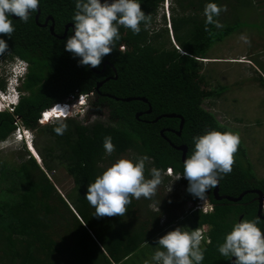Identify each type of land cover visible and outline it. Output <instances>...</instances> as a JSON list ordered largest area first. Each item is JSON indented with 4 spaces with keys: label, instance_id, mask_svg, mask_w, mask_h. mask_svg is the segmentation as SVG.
<instances>
[{
    "label": "trees",
    "instance_id": "1",
    "mask_svg": "<svg viewBox=\"0 0 264 264\" xmlns=\"http://www.w3.org/2000/svg\"><path fill=\"white\" fill-rule=\"evenodd\" d=\"M174 1L169 21L171 38L177 47L171 44L166 26L155 27L164 0H140L141 10L151 18L149 24L146 28L141 25L139 34L119 26L116 49L95 68L101 70L102 62L108 61L115 72L106 65L104 72L96 73L90 66L79 65V58L65 51L64 42L72 34V27L65 38L56 36H62L65 25L72 24L74 0H40L37 11L30 14L27 22L14 14L10 17L14 26L11 38L0 34L8 45L6 58L26 60L28 72L21 82L20 100L14 111L0 112V141L13 132L14 117L18 116L35 137H45V143L38 150L41 166L27 151L14 164L0 160V180L6 185L0 189V264H119L141 245L178 227L181 221L185 222V231L212 226L206 233L210 242L202 244L201 264H232V257L221 256L217 247L235 222L258 218L257 201L251 200L250 193L243 197L245 205L241 206L226 199L215 200L211 189V211L184 210L176 219L165 220L167 229L159 227L161 212H150L149 218L141 219L137 199H131L124 216L111 217H97L95 209L84 199L88 184L120 155L129 152L133 157L146 155L149 158L145 163L146 178H151L153 167L161 174L168 167L175 173H183L181 151L170 143L185 145L187 158L194 148L193 137L212 129L232 131L203 108L205 99L219 98L227 86L205 88L200 59L208 58L207 53L216 43L255 23L260 25L252 30L257 29L264 37V22L242 19L238 11L234 20L229 17L231 8L236 10L237 4L253 11L262 5L254 6L253 0H214L224 9L229 8L227 16L222 11L214 18L222 25L217 28L214 24L205 25L203 10L208 0ZM36 15L37 22L42 24L49 17L46 26L36 23ZM51 24L54 34L49 30ZM106 78L97 90V82ZM260 82L264 86L263 77ZM4 87L5 81L0 78V88ZM89 93L93 96L89 97L81 118L57 120L43 126L37 122L43 110L68 95ZM128 97H144L147 102L122 100ZM61 107L63 116L74 113V109L58 106ZM104 109L109 112L106 120L100 117ZM138 112L142 114L136 118ZM169 113L184 119L179 136L175 131L179 130L180 118L161 117L154 121ZM64 126L63 134H57L55 129ZM161 130L168 140L160 135ZM106 136L112 138L115 146L111 155L103 149ZM233 159L232 171L222 174L218 181L219 195L236 197L251 188L263 192L264 178L254 175L241 142ZM56 168L63 169L74 182L72 191L65 196L46 174ZM167 179L164 176L161 182ZM185 197L197 200L188 192ZM259 222L263 229L262 220Z\"/></svg>",
    "mask_w": 264,
    "mask_h": 264
},
{
    "label": "clouds",
    "instance_id": "2",
    "mask_svg": "<svg viewBox=\"0 0 264 264\" xmlns=\"http://www.w3.org/2000/svg\"><path fill=\"white\" fill-rule=\"evenodd\" d=\"M39 2L40 0H0V34L11 38L14 26L10 17L14 14L22 22H27L30 14L37 11ZM224 10L214 0H208L203 10L205 25L214 24L215 27L221 28L222 25L214 18ZM150 19V16L141 10L140 0H74V13L71 18L72 34L64 42V49L79 58V65L99 67L102 58L116 49V41L120 39L119 26L130 29L133 34H139L141 25L146 28ZM240 39L244 43H249L245 35H241ZM8 53L5 39L0 38V74L3 78H7L11 68L16 65L19 67L16 79L20 78L25 67L28 72V62L20 57L7 59ZM24 78L25 76L20 80V85H17V81L7 84L8 80H4L5 87L0 88V91L6 94L3 102L8 103L12 109L19 103L20 86ZM90 96V93L68 95L60 103L43 110L37 122L43 126L57 120L81 118L86 112ZM74 99H77V102L73 101ZM73 102L76 108L72 115L53 116L48 117V121H40L48 116L47 114L44 116V112L49 113L58 106H69L74 104ZM11 110L9 107H4V112ZM16 128L21 135V147L27 148L32 154L34 132L21 122L15 124L13 132L0 142L6 147L12 140H18L13 136ZM65 129L66 126L56 128L55 131L57 134H63ZM193 143L192 154L183 161V176L173 172L171 167H168L170 170L166 168L163 173L168 177V182L170 179H176L178 182V179L185 178L188 181L186 191L204 201L206 193L217 186L222 174L226 175L232 171L233 157L240 139L239 134L233 131L221 132L212 129L193 137ZM103 149L108 155L114 152L115 146L110 136L104 138ZM148 159L146 155L122 156L88 184L84 199L95 209L97 217L124 216L126 206L131 203V199L139 200L141 197L147 199L156 193L161 183V171L153 167L151 178H146L144 172ZM190 204L188 210H197L192 205L193 202ZM188 210L186 208V211ZM208 210L211 211V207ZM259 223V218L240 219L235 222L225 234L223 243L218 245L219 254L227 258L234 257L232 264H264V230ZM211 230V225H203L202 228L192 231H185L182 226L167 231L158 238L157 244L160 248L154 251L151 260L145 261V264H201L204 259L202 241L210 242L206 233Z\"/></svg>",
    "mask_w": 264,
    "mask_h": 264
},
{
    "label": "rangeland",
    "instance_id": "3",
    "mask_svg": "<svg viewBox=\"0 0 264 264\" xmlns=\"http://www.w3.org/2000/svg\"><path fill=\"white\" fill-rule=\"evenodd\" d=\"M253 2L254 6L262 5L254 10L256 13L251 9H246V7L242 8L243 4L240 3L236 5V10L231 8L229 17L234 20V16H237L236 12L238 11L242 19L249 18L252 22H264V0H253ZM174 4V0H164L155 20V27L159 29L161 26H166L169 31L171 44L176 46L171 38V26L169 23V19L172 17L171 7ZM228 10L229 8H225V16H227ZM259 25V23H255V26L251 25L252 27L242 28L223 41L216 43L207 53L208 58L200 59V63L203 81L206 82L203 84L205 88L217 85L227 86L226 91L219 98L205 99L203 108L214 114L221 124L226 125L233 132L239 134L240 142L245 147L247 158L253 166L254 175L258 178H264V86L260 84V77H263L264 80V37L256 32L257 29L252 30L254 29L253 27ZM241 35L247 36L249 43H244L240 39ZM12 73L11 70L10 75ZM26 73L27 68L25 67L21 77L17 78V85H20V80ZM13 111L14 109L10 112ZM0 112H4L3 106ZM101 113L100 117L102 120H106L109 117L108 109H104ZM94 116V114L93 116L90 115L91 119ZM44 141L45 137H35L34 135L32 154L34 158L36 157V162L40 166L43 165V162L38 150L45 143ZM20 144H22L21 138L12 140L7 143L8 146L0 148V160L4 159L14 164L15 161H19V156L26 154V151L31 154L27 148V150H22L23 148ZM131 155L132 153L129 152L120 155L119 158ZM27 157L28 155L25 156V158ZM46 174L63 196L72 191L74 182L63 169L56 168ZM164 176L165 174L162 173L161 178ZM0 184V189L6 186L1 180ZM183 192L176 179H170V182L166 185L161 182L153 196L147 199L141 197L138 200L139 217L141 219L149 218L150 212H161L159 227L167 229L165 220L176 219L189 206V200L184 196ZM184 224L185 222L181 221L177 226L183 227ZM157 240L158 238L147 243L142 249L136 250L124 264H145V261H150L155 251L154 246H159ZM204 243L202 241V244Z\"/></svg>",
    "mask_w": 264,
    "mask_h": 264
},
{
    "label": "water",
    "instance_id": "4",
    "mask_svg": "<svg viewBox=\"0 0 264 264\" xmlns=\"http://www.w3.org/2000/svg\"><path fill=\"white\" fill-rule=\"evenodd\" d=\"M48 18H49V17H48ZM48 18H47V19H48ZM37 19H38V15L35 16V20H36V23H37L39 26H43V27L46 26V24H47V19L45 20V22H44L43 24H42V23H38V22H37ZM69 27H72V28H73L72 24H66V25H65V30H64V33H63L62 36H58V35H56V34H55V35H56L57 37H59V38H65V36H66V34H67V30H68ZM53 28H54V25L51 24L50 27H49V30H50V32H51L52 34H54V33H53ZM90 68H91L92 71H94V72H98V71H96L94 68H92V67H90ZM113 71L115 72V69H114V68H113ZM114 78H116V75H115ZM101 84H102V82L97 83V84H96V89H98V88L101 86ZM122 100H124V101L140 100V101H143V102H147V100H146L144 97H128V98H123ZM150 110H151V108L149 107V109H148L146 112H147V113H150ZM141 114H142V113H136V114H135V117H136V118H139V116H140ZM161 117H168V118L177 117V118H180L179 130H178V131H175V134L179 136L180 133H181V130H182L183 124H184V119H183L180 115H177V114H174V113H169V114H163V115H161V116H158L157 118L154 119V121H157V120H158L159 118H161ZM160 135H161L162 137H164L166 140H168V139L164 136V134H163V130L160 131ZM170 144H172V143H170ZM172 146H173L175 149L181 151V159H182V162H183L184 159H186L187 147H186L185 145H183V144H181V145H177V146H175V145L172 144ZM212 192L214 193V198H215L216 200L226 199V200H228V201H230V202H237V201H240L241 198L247 193V191H244V192L240 193L237 197H232V196H227V195H219V182H218L217 186H216L215 188H213ZM255 193H257V195H258V198H257V200H258L257 215L259 216V218H260V219L262 220V222H263V230H264V214L262 213V192H261V191H255ZM233 260H234V257L231 258V262H232Z\"/></svg>",
    "mask_w": 264,
    "mask_h": 264
},
{
    "label": "flooded vegetation",
    "instance_id": "5",
    "mask_svg": "<svg viewBox=\"0 0 264 264\" xmlns=\"http://www.w3.org/2000/svg\"><path fill=\"white\" fill-rule=\"evenodd\" d=\"M106 65H109V66H111L112 67V65L108 62V61H103L102 62V68H101V70H97V69H95L96 71H98V72H104V70H105V66ZM112 69H113V67H112ZM98 72H96V73H98ZM107 80V78L106 79H103V80H100V81H98L97 83H99V82H102V84H101V86L103 85V83L105 82ZM100 86V87H101ZM98 90V89H97ZM100 93V92H99ZM90 97H92L93 96V94L92 93H90ZM104 95H107V94H104ZM101 105H102V103H101ZM138 113H142V112H138ZM95 115V114H94ZM172 145V144H171ZM179 145H181V144H179ZM175 146H177V145H175ZM181 174V176H183V173H181V172H177V174ZM178 181V183L180 184V187H181V189H183V194H184V196H185V194H186V186H187V183H188V181L185 179V178H182V179H178L177 180ZM168 182V180L166 181V183ZM213 190V189H212ZM244 191H247V193H250L251 195H252V197H251V200H253V201H257V206H258V200H257V198H258V195H257V193H255V191H260V190H258V189H256V188H251V189H248V190H244ZM244 191H242V192H244ZM241 192V193H242ZM262 192V191H261ZM209 193H210V191L209 192H207L206 193V196H205V198H204V201H201L199 198H197V200L196 201H192V200H190L189 199V203H188V205L190 204V203H192L193 202V206H195V208L197 209V210H199V211H201L202 213H207V212H209V207H211V210L213 209V203L210 201V199H209ZM211 193L213 194V196H214V193L211 191ZM246 193V194H247ZM246 194L243 196V197H245L246 196ZM237 197V196H236ZM243 197L241 198V200L243 199ZM216 200V199H215ZM222 200V199H221ZM237 201V202H234V203H237V204H240L241 206H244L245 205V203L243 202V201ZM250 200V201H251ZM258 209V208H257ZM242 216V213L240 214V217ZM258 216V215H257ZM258 218H259V216H258ZM260 219V218H259ZM261 220V219H260ZM263 230V229H262Z\"/></svg>",
    "mask_w": 264,
    "mask_h": 264
},
{
    "label": "built area",
    "instance_id": "6",
    "mask_svg": "<svg viewBox=\"0 0 264 264\" xmlns=\"http://www.w3.org/2000/svg\"><path fill=\"white\" fill-rule=\"evenodd\" d=\"M11 70L13 71V73H12V75L9 74L7 78H3V76L0 74V78H3L5 81H7L9 79L8 82H7V84H9V83H15L17 81L16 75L19 72V67L15 65V66H13L11 68ZM5 97H6V94H3V92L0 91V110H1L2 106L3 107H9V110H11L12 109L11 106L8 103L5 104L3 102V99H5ZM43 114L45 116L48 113L47 112H44ZM48 117L49 116L45 117L44 120L43 119L42 120L40 119V121L41 122H45V120L48 121ZM19 119H20V117H18V116L16 117L15 116L14 123L15 124H19L20 123V120ZM13 136H15L18 139L21 138V135L19 133V129L18 128H16L15 132L13 133ZM4 145L5 144L3 142H0V147H4ZM168 170H170V169L168 168ZM189 206H191V204ZM262 212L264 214V191L262 192Z\"/></svg>",
    "mask_w": 264,
    "mask_h": 264
},
{
    "label": "bare ground",
    "instance_id": "7",
    "mask_svg": "<svg viewBox=\"0 0 264 264\" xmlns=\"http://www.w3.org/2000/svg\"><path fill=\"white\" fill-rule=\"evenodd\" d=\"M73 101H76L77 102V99H74ZM75 108H76L75 103L72 104V105L67 106V109L68 110L69 109H75ZM54 112H58V113H55L54 114ZM47 115L49 116V118H52L53 116H55V117H62L64 115V109H63V107H61V108L56 107L53 111H50Z\"/></svg>",
    "mask_w": 264,
    "mask_h": 264
},
{
    "label": "crops",
    "instance_id": "8",
    "mask_svg": "<svg viewBox=\"0 0 264 264\" xmlns=\"http://www.w3.org/2000/svg\"><path fill=\"white\" fill-rule=\"evenodd\" d=\"M187 210H188V208H187ZM186 211V210H185ZM188 214H190V213H188ZM177 220H175V222H176ZM174 222V221H173ZM147 244L145 243L144 245H141V247H140V249H142L144 246H146ZM155 248H157L158 249V247H156V246H154V249ZM156 250V249H155ZM133 254H131L130 256H128V257H126V259L123 261V262H121V263H119V264H124V262H126L129 258H131V256H132ZM114 264V263H113Z\"/></svg>",
    "mask_w": 264,
    "mask_h": 264
}]
</instances>
